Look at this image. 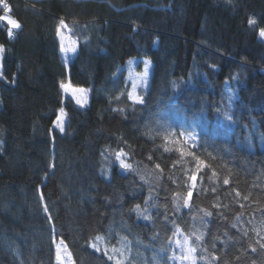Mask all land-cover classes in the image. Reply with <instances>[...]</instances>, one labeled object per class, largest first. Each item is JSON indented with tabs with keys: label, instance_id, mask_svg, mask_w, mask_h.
I'll return each instance as SVG.
<instances>
[{
	"label": "trees",
	"instance_id": "1",
	"mask_svg": "<svg viewBox=\"0 0 264 264\" xmlns=\"http://www.w3.org/2000/svg\"><path fill=\"white\" fill-rule=\"evenodd\" d=\"M6 3L20 28L10 38L0 21V264H56L59 239L73 264H114L103 253L124 246L157 259L171 254L161 251L168 237L190 235L193 217L206 233L203 247L219 258L199 250L205 260L198 264H264L257 243L264 237V0ZM58 28L76 42L75 53L61 52ZM137 56L152 61L142 106L128 101L130 82L121 72ZM61 83L89 88L87 105H77ZM61 108L72 118L69 134L48 122ZM185 112L201 121L195 130L207 151H191L207 176L191 211L177 213L173 193L182 205L187 188L179 185L190 183L184 170L194 160L165 152L176 148L164 139L171 129L157 121L176 127ZM121 149L134 171L119 168L114 153ZM150 196L158 205L150 208L154 223L130 214ZM217 200L219 209L212 207ZM200 209L215 213L206 228ZM172 220L184 235L173 236ZM94 241L100 251L89 246Z\"/></svg>",
	"mask_w": 264,
	"mask_h": 264
},
{
	"label": "snow or ice",
	"instance_id": "2",
	"mask_svg": "<svg viewBox=\"0 0 264 264\" xmlns=\"http://www.w3.org/2000/svg\"><path fill=\"white\" fill-rule=\"evenodd\" d=\"M0 5L3 6V11L5 15H0V21H5L8 25L7 28V35L11 38L13 36V29L20 28V24L16 19H13L8 13L11 12L10 6L6 3V0H0ZM249 26H255L256 20L255 19H249L248 20ZM61 26L66 28L67 25L63 24V21L61 22ZM57 36L60 38V50L61 52L67 54V53H75L77 51L76 49V42L72 41L69 38L68 44H65V37L61 35V31L58 28L57 29ZM259 37L261 39H264V28H261L259 30ZM4 48L2 45H0V54L4 52ZM149 61H144V70L143 73L138 75H131L129 76V79L132 81L131 83V90L127 91V99L132 103L133 106L135 105H144L145 100L142 95L139 94L138 89L141 85L147 86V80L149 75ZM233 79H237V77H233ZM127 82V81H126ZM60 88L67 94L71 93L72 97L76 100V103L80 105L81 107L84 106L85 103H87L86 96L84 95L87 92V89L83 88H72L71 84H65L61 83ZM79 93L80 95L77 96L76 94ZM119 99V97H117ZM232 97L229 94V100L231 101ZM112 111H123L122 109H112ZM217 113L220 114L221 110L219 108L216 109ZM64 109H59V114L56 115L55 120L53 121V125L55 128H59L61 132L64 131ZM225 120H231V115L227 112L223 113ZM157 123L160 126V129L165 130L166 132L170 129H172V124L169 123L168 118H165L163 122L157 121ZM201 124V121L199 119V116L197 113H192L191 116L187 112L183 114L179 118V123L176 125V128L179 129L178 136L181 138L183 144H191L193 146V149L197 147L204 148L205 151H207V148L205 147L206 142L203 141V137L199 135L196 132V128L199 127ZM166 142H169V138L167 135L164 137ZM171 143H177V141H171ZM178 152L181 157H192L194 160V167L190 169L184 170L185 173L188 175V178L190 180V183H183L180 184V188L184 189L187 188L186 195L183 196V203L179 202L181 197L179 193H173V195L176 197V204H175V212L179 213L181 207L185 209H189L191 211V208L193 207V197L198 196L201 191H204L203 184L201 183L198 186V182L204 181L205 177L207 176V166L205 165L204 161L199 158V154H197L194 150L185 152L183 148H177L172 149L165 147V152L171 153V152ZM115 155V161L119 163V168L121 170H131L134 171L132 168V165L126 162L125 157L127 156V153L121 149L120 151H117L114 153ZM151 156L149 159L151 160ZM160 164H156V168H160ZM175 167V165H174ZM215 175V173H213ZM173 183H177V181H172ZM209 184H211V181H209ZM224 185L229 184L228 179L223 180ZM211 192L218 193L219 189L217 186L211 187ZM237 197H240V193H236ZM244 199H247V197H243ZM41 199L43 200V196H41ZM153 200V197H149L147 200H145L144 204L145 207H141L140 204H135L130 209V214H135L137 219H142L146 223H154V218L152 216V213L150 211L151 207H158V205H152L151 201ZM243 206V205H241ZM213 208L219 209L221 207L220 203L217 200V203H214L212 205ZM45 211L47 209L45 208ZM167 206L164 208V222L167 224L169 221V217L167 215ZM200 212L203 213L202 216L199 217V222L201 226L208 227V223L210 221H205V218L212 217L215 213H213L210 210L207 209H200ZM222 215V213L220 214ZM49 219H51L49 217ZM193 224L190 228V235L184 236L183 240L176 239L173 240L171 237L167 238V242L164 245V247L161 249V251H164L167 253L169 250H171V254L167 255V258L164 260V264H198V261L205 260V256L201 254L202 250L204 252H208V255L211 257V261H217L219 258L216 257L214 254H212L207 248L203 247L205 243V236L206 233L201 231L200 228L195 226V221L197 217H193ZM186 223V222H185ZM172 232L173 236L176 235H184V231L181 230L180 225L178 224L177 220H172ZM233 228H236V224H232ZM261 231H264V222L261 223ZM188 228H185V231H187ZM259 235V233H257ZM158 233L154 234L152 239L155 240L158 238ZM244 235H247V232L244 233ZM98 240H103L104 237H98ZM55 243V241H54ZM257 243L260 245L261 248H264V237H261V240H258ZM90 247H92L95 251H100V248L98 246L97 242H92L89 244ZM65 248L66 246L63 244V241H60V244L57 246V260L61 262V264H64V260L62 259L60 255L61 248ZM215 248V244L213 243L212 246ZM253 251L256 249L253 248ZM129 251L130 249H124V250H117L115 248L112 249V254H109L107 250L103 253V255L107 256L108 261H113L114 264H131V260L133 259L131 255H129L127 258L124 256V252ZM70 261V254L68 257ZM155 260V257L153 258ZM211 264V262H209Z\"/></svg>",
	"mask_w": 264,
	"mask_h": 264
},
{
	"label": "rangeland",
	"instance_id": "3",
	"mask_svg": "<svg viewBox=\"0 0 264 264\" xmlns=\"http://www.w3.org/2000/svg\"><path fill=\"white\" fill-rule=\"evenodd\" d=\"M3 15H5V14H3ZM64 37H65V44L67 45L69 40L67 39V36H64ZM1 57H2V54H0V61H1ZM146 60L150 62V64H149V75H148V80H147V86L145 87L144 85H141L139 87V89H138L139 94L142 95L143 97H144V95H143L142 92H144V94L148 92V89H149V86H150V82H151V80H150L151 74H152V61H151V59L146 58V57H139V56H137V57H130V58L126 59V63L122 66L123 68L121 69V72L125 76V79L130 82V88H129V91H130L131 90V83H132V81L129 79L130 74L131 75H138V74L143 73V70H144V61H146ZM0 69H1V65H0ZM72 88H83V87H78V86H74L73 87L72 86ZM83 89H87V92L84 95L86 96V99L88 101L89 88L85 87ZM66 95L67 96H70L74 101H76L72 97V94L71 93H67ZM76 95L79 96L80 94L77 93ZM86 105H87V103L84 104V106H86ZM55 117H56V114L54 116H52L48 120V122H49L50 125H53V121L55 120ZM64 119H65V124H64V131L63 132H64V134H69L70 131H71V128H72V120H71L72 118L69 117L68 115H66V116H64ZM81 131H82V129L81 128H78L77 131H76V133H75V136L77 138L76 139L77 141L82 138ZM178 131L179 130L176 129L175 126L172 127V129L169 132L170 135L168 136L169 142H167V143H169L171 147H175L176 149L177 148H183V150L185 152L191 151V149H193V146L191 144H187V145L183 144L181 138L178 136ZM171 141H177V143H171ZM177 239L183 240L184 238L182 236H179V237H177ZM60 241L61 240L59 239V241L57 240V241H55V243L53 242V245L55 246L56 264H61V262L57 260V246L60 244ZM113 248H108L107 249V251H108L109 254H112V249ZM103 249H104V247H103ZM115 249H117V250L130 249V252L129 251H125L124 252V256H125V258H127L129 255H131V257L133 258L131 260V264H164V260L167 258L166 255L160 254V256L157 259L154 260L153 259L154 257L152 256L148 260L146 258V257H148V255H146V254L143 255L142 254V256H140L136 252H133L132 249L130 247H128V246L116 247ZM60 255H61L62 259L64 260V264H73L72 263L71 256H70V261L68 259L69 253H68L67 249L65 250V248L62 247L61 250H60Z\"/></svg>",
	"mask_w": 264,
	"mask_h": 264
},
{
	"label": "built area",
	"instance_id": "4",
	"mask_svg": "<svg viewBox=\"0 0 264 264\" xmlns=\"http://www.w3.org/2000/svg\"><path fill=\"white\" fill-rule=\"evenodd\" d=\"M1 8H3V6H2V5H0V9H1Z\"/></svg>",
	"mask_w": 264,
	"mask_h": 264
}]
</instances>
